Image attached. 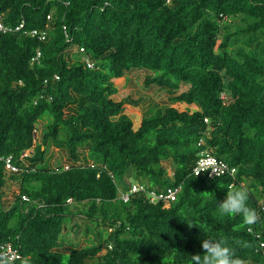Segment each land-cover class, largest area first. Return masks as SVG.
Returning a JSON list of instances; mask_svg holds the SVG:
<instances>
[{
	"label": "trees",
	"instance_id": "1",
	"mask_svg": "<svg viewBox=\"0 0 264 264\" xmlns=\"http://www.w3.org/2000/svg\"><path fill=\"white\" fill-rule=\"evenodd\" d=\"M0 19L46 32L0 35V155L19 167L0 163V242L18 248L14 264H191L205 238L264 264V0H0ZM133 69L170 93L135 122L113 98ZM199 138L234 178L191 173ZM50 143L68 164H47ZM7 180L19 188L5 204ZM133 183L179 190L121 200ZM231 183L248 189L260 222L219 214ZM80 232L93 242L82 246Z\"/></svg>",
	"mask_w": 264,
	"mask_h": 264
},
{
	"label": "rangeland",
	"instance_id": "2",
	"mask_svg": "<svg viewBox=\"0 0 264 264\" xmlns=\"http://www.w3.org/2000/svg\"><path fill=\"white\" fill-rule=\"evenodd\" d=\"M236 46L237 44L230 45L232 52H235ZM147 74H150V72L146 71L145 69H133L126 72L122 78L115 80L118 87L113 98L115 100L124 101V105L121 108V113L128 115L134 122L139 115H150L155 109H164L169 104L167 100L170 93L165 88H160L154 84L149 86L145 85L144 78ZM186 88L187 85H182L180 89L177 90V92H180ZM177 105L180 108L188 109L190 112L197 109L193 104L187 105L185 103H177ZM48 119V116H46L37 124L34 141H38L40 127L42 124L47 123ZM29 151L31 152L32 149L26 150V152ZM46 160L47 164L52 167L69 163L66 152L63 149L56 147L53 143H50L48 146ZM164 164L168 167V169H170L167 162ZM18 188L17 182L7 180L6 185L3 188V198L5 204L13 201L14 196L18 193ZM70 207L72 211H75L76 209L84 208L85 205L71 204ZM106 233V230H102L103 236L106 235ZM79 237V242L82 246L89 245L93 242L92 233H88L84 236V233L80 232ZM67 244L69 245V242H67Z\"/></svg>",
	"mask_w": 264,
	"mask_h": 264
},
{
	"label": "built area",
	"instance_id": "3",
	"mask_svg": "<svg viewBox=\"0 0 264 264\" xmlns=\"http://www.w3.org/2000/svg\"><path fill=\"white\" fill-rule=\"evenodd\" d=\"M169 1V0H168ZM16 32V31H22L23 34H27L29 36L37 37L39 40H44L46 38V32L38 29H26L24 27V22L21 21L20 23L16 25H10L5 24L0 19V35L6 32ZM79 51L83 52V48H80ZM40 55V52L37 51L36 55L32 58L33 60L36 59ZM85 62L88 67H92L93 64L89 60V58L85 57ZM204 121H207V118H204ZM197 147H199V150L196 154V160L194 162V165L191 168V173L193 175H206L208 178H214L219 177L221 175L227 174L230 177L234 178L236 174V168L233 166L228 165L224 160L221 158L215 156L211 149L205 144V141L203 138H199L197 141ZM32 151L22 152V154L19 157V160L22 162L24 160V157L27 155H30ZM0 163L3 164L4 169L9 173H16L19 172V167L16 165L13 161L12 155H0ZM65 168L67 166L65 165ZM234 183L230 184V187ZM179 190V186L175 187H167L165 190L156 192L154 190H147L144 185L141 183H133L128 188V190L122 192L119 191V197L123 201H127L129 199V196L131 194H134L136 192H144L146 193V196L148 199L152 202H156L158 200H170L173 199ZM23 199H27L26 196H23ZM70 201V199H68ZM260 247L262 249V255L264 258V243H260ZM0 249L7 250L9 254H11L14 258V261L20 260L22 258L21 253L19 252L18 248H16L12 243L10 242H0Z\"/></svg>",
	"mask_w": 264,
	"mask_h": 264
},
{
	"label": "clouds",
	"instance_id": "4",
	"mask_svg": "<svg viewBox=\"0 0 264 264\" xmlns=\"http://www.w3.org/2000/svg\"><path fill=\"white\" fill-rule=\"evenodd\" d=\"M248 199L249 191L246 187H231L227 190L226 198L218 204V212L221 216L241 215L243 225H255L260 222V216L255 209L248 207ZM202 249L203 255L195 254L190 257L191 264H244L240 258L235 257L234 250L224 239L205 238ZM0 264H14V258L7 250L0 249Z\"/></svg>",
	"mask_w": 264,
	"mask_h": 264
}]
</instances>
